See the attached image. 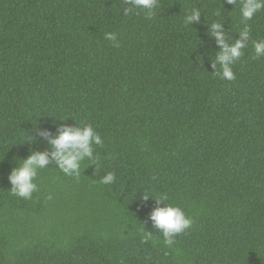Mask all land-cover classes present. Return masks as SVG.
Here are the masks:
<instances>
[{"label":"trees","instance_id":"obj_1","mask_svg":"<svg viewBox=\"0 0 264 264\" xmlns=\"http://www.w3.org/2000/svg\"><path fill=\"white\" fill-rule=\"evenodd\" d=\"M125 7L0 0V264H264V57L250 42L221 79L208 32L220 22L239 39V6ZM193 8L200 23L186 24ZM246 23L264 39V9ZM62 123L93 126L96 159L79 176L50 160L30 199L13 195L11 169L51 152L41 133ZM160 194L193 221L171 247L149 218Z\"/></svg>","mask_w":264,"mask_h":264},{"label":"clouds","instance_id":"obj_2","mask_svg":"<svg viewBox=\"0 0 264 264\" xmlns=\"http://www.w3.org/2000/svg\"><path fill=\"white\" fill-rule=\"evenodd\" d=\"M227 4L238 5L239 15L244 27L238 32L239 39L225 38L223 24L213 22L208 26L210 37L214 38L218 46L215 54V62L212 63L214 73L221 79L233 80L235 73L232 71V65L243 56V50L248 48L251 42L256 57H264V39L251 40V28L246 23L251 20L257 12L264 9V0H225ZM128 5L123 9L125 16L133 13L137 9L146 11L150 18L158 0H124ZM201 13L197 8H193L190 14H186L185 23L192 25L200 23ZM104 38L111 41L114 47H118L117 36L115 33H105ZM231 41V42H230ZM220 66V71H216V65ZM64 120H61L63 122ZM47 138L52 151H31L25 158L19 159L17 166L12 168L8 181L11 185V193L17 197L30 199L32 193L37 190V184L34 182L38 170L46 168L50 160L55 161L56 166L65 175L79 176L81 171V162L85 159L94 160V145H102L101 135L95 131L91 124L82 126H68L62 123L61 128L55 136L47 131L41 133ZM32 138V137H31ZM115 180L112 172L105 174L100 183L111 184ZM148 199V198H145ZM163 206L155 207L150 213V220L153 227L159 231L163 237L164 245L171 247L175 243V237L184 233L192 226V219L186 215L184 210L169 203H166L168 197L160 194L152 198ZM151 235L145 232L144 239L147 241Z\"/></svg>","mask_w":264,"mask_h":264}]
</instances>
